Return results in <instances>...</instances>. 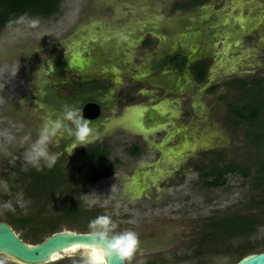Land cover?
<instances>
[{"label":"rangeland","instance_id":"1","mask_svg":"<svg viewBox=\"0 0 264 264\" xmlns=\"http://www.w3.org/2000/svg\"><path fill=\"white\" fill-rule=\"evenodd\" d=\"M188 1L62 0L58 12L51 17H28L20 25L2 30L0 221L8 223L10 216L21 219L36 213H41V217H55L64 204L75 200L78 201L80 210L76 215L65 219L59 230L89 232L88 224L91 220L101 215L111 217L117 224V231L131 230L139 238L137 252L130 262L125 261L124 264H230L231 258L224 253L213 254L206 250L208 253L198 255L195 252L198 237L204 231L206 222L246 206L249 197L255 194L249 179L239 174H228L222 185L208 187L202 184L198 173L189 164L179 168L177 172H168L165 180L158 182L159 187H165H161L156 194L151 189L147 193V199L139 193L137 197L127 198L126 191H122L116 176H108L74 196L58 195L48 203L27 198L18 182L28 169L34 168L24 160V153L38 137L47 114H44L43 109H36L27 99L23 101L20 99L21 95L17 94L34 92L37 89L36 82L39 87L42 85L46 89L43 82L47 71L57 73L49 79L50 84L81 76V73L89 74L87 77H90L89 71L98 68L96 65L83 68L82 72H75L67 67L68 57L72 55L68 50L69 38L77 40L81 35L76 34L78 31L93 26L97 21H102L109 28L112 23L118 21L119 24L124 17L130 16L144 18L143 21L150 23L151 31L161 34L163 54L172 46L185 47L193 43L199 46V58L208 64L206 78L209 84L212 82L213 88H207L208 84L204 81L193 83L188 89L190 99L194 101V113L197 115L195 119L198 123L191 125L188 132L184 131V135L187 133L186 138L192 137L193 142L191 153L188 151L183 160H189L188 157L192 156L195 161H190L199 166L251 164L256 147L248 139H244L245 126L233 127L228 115L229 104H236L242 91L236 85L227 84L235 80H264V0H206L205 3L190 8L174 9L175 5ZM34 20L38 21L35 26L31 23ZM27 48H32V51L13 55L15 52L19 53L17 51H26ZM159 79L163 77H158L157 80ZM50 90L49 88L48 91ZM59 92L61 96L67 93L64 89H59ZM34 94L31 95L33 98L38 96L37 92ZM158 95L163 98L161 92ZM9 98L15 101L14 107L10 105ZM172 99L173 97L168 98L169 101ZM182 100L177 98V101ZM171 105L172 112L183 111L178 104ZM185 105L187 115L176 122L188 127L187 121L192 111L186 103ZM59 116L61 114L57 112L52 117L47 115L48 120H55ZM262 120L264 124V119ZM200 122L209 130H202ZM184 135L182 132L177 134L170 143L180 142ZM58 137L49 145V152L57 154L56 162L64 166L65 152H61L55 145V141H60ZM117 144L114 145L111 156L122 159L124 149L119 142ZM257 147L264 156V139ZM182 151L183 148H179V152ZM180 155L183 156L184 153ZM40 167L46 168L43 160ZM181 170L184 174H181ZM139 182L141 186L148 185L145 180ZM33 220L35 221L34 218ZM40 227L41 225L28 223L14 230L25 242L37 243L47 236L37 235L39 240L36 241L31 238V230ZM263 236L264 225L257 227L248 241L255 243ZM205 249L207 248L202 250ZM85 254L81 250L69 254L72 255L70 258L47 264H84ZM5 264L19 263L7 259Z\"/></svg>","mask_w":264,"mask_h":264},{"label":"flooded vegetation","instance_id":"2","mask_svg":"<svg viewBox=\"0 0 264 264\" xmlns=\"http://www.w3.org/2000/svg\"><path fill=\"white\" fill-rule=\"evenodd\" d=\"M28 17L32 16L12 22L4 30L20 25L21 21ZM143 20L144 18L138 19L135 16L124 17L119 24L116 21L109 28L102 21H97L93 26L78 31L76 34L81 35L77 40L72 38L68 40V50L72 53L68 57V63L76 62L77 59L84 61L81 68L74 69L75 72L79 70L82 72L83 68L96 65L98 68L89 71L90 77H87L89 74L81 73V76L50 84L49 79L57 73L47 71L44 74L46 80L43 82L46 89H43L42 85L39 87L36 82L37 89L34 92H37V97L33 98L31 95L34 92L31 91L22 93L23 96L21 92L17 94L21 95L22 98H19L23 101L27 99V102L33 104L36 109H43L44 114L49 117L56 112L62 114L66 106L79 109L85 119L90 121L93 129L92 138L87 144L75 146L73 137L64 132L58 135L60 141H55V145L61 152H65V169L69 163H72L74 168L88 164L89 175L94 178L91 185L105 177L116 176L120 188L126 191L125 196L129 199L139 194L147 199L149 198L147 193L151 189L156 194L161 187H165H159L158 182L165 180L171 170L177 172L179 168L187 167L189 164L191 169H194L196 165L193 164L194 157L190 156L189 160H183L188 151L191 153L193 142L192 137L186 138L187 133L184 135V131L188 132V128L195 122L198 123L195 119L197 115L194 113V101L190 99L188 89L193 83L204 81L208 84L207 88H213L212 82L209 84L206 78L208 64L199 58L198 53L192 55L193 61L186 67L187 59L184 54L191 53L190 47L193 43L185 47L172 46L163 54L164 43L161 41L163 37L160 33L151 31L150 23ZM117 34H123L127 40L120 41L114 38ZM30 51L32 48L30 50L27 48L26 51H17L19 53L15 52L13 55H23ZM199 64L206 66L202 80L197 78L196 67ZM24 74L26 75V72ZM33 77H36L35 73ZM158 77L163 79L157 80ZM47 88L51 90L48 91ZM59 89H64L67 93L61 96L58 94ZM160 92L163 98L158 95ZM169 97H173L172 101L168 100ZM182 97L187 99L182 100ZM177 98L182 101H177ZM188 99L190 100L186 102ZM8 100L11 106L15 104L11 98ZM171 103L178 104L183 111L172 112ZM185 103L192 111L191 118L188 117V127L176 122L180 117L187 115L184 111ZM47 115L45 121L48 120ZM203 125L201 123L202 130L207 131L208 128L205 129V124ZM181 132L184 138L182 137L178 143L171 144L170 140ZM117 142L124 149L122 159L111 156ZM179 148L180 150L183 148V151L179 152ZM103 152L106 153L104 156ZM179 153L184 155L181 156ZM92 155L95 161L85 162V159H90ZM141 162H144V167L140 166ZM181 172L184 174L183 170ZM139 180H145L148 185L141 186ZM69 254L73 253L59 256L53 262L70 258L72 255Z\"/></svg>","mask_w":264,"mask_h":264},{"label":"trees","instance_id":"3","mask_svg":"<svg viewBox=\"0 0 264 264\" xmlns=\"http://www.w3.org/2000/svg\"><path fill=\"white\" fill-rule=\"evenodd\" d=\"M62 0H0V31L9 26L12 22L27 16H52L58 12ZM206 0H189L187 3L175 5L174 9L181 10L196 6ZM205 65L199 64L196 67L197 78L202 80L205 74ZM236 85L240 88L241 94L236 104H229L228 115L231 118V125L238 127L245 126L243 137L248 139L253 147H256L254 159L249 165L229 163L223 166L218 165H194L195 171L202 184L208 187H216L224 183V177L228 174H239L248 178L250 186L255 191L247 200V205L232 211L231 213L206 222L204 231L198 237L196 254H206V250L213 254L224 253L228 255L230 264L235 263L241 257L264 251V236L260 241L251 243L248 241L255 229L264 225V156L259 153L257 147L264 139V80L251 79L250 81L235 80L227 84ZM106 153H102L104 156ZM94 155L90 159L94 160ZM89 165L86 163L80 167H73L69 163L61 166L59 162L51 168H31L19 179V184L24 195L32 200L45 203L53 200L58 195L67 194L74 196L84 191L94 181L89 175ZM14 169H11L13 171ZM6 177V176H5ZM78 201H71L64 204L59 215L55 217L44 216L41 213L31 214L21 219L8 217V224L13 229L22 228L24 224L41 225L32 229L31 238L39 240L37 235L51 234L58 231L65 219L76 215L79 209ZM35 219V221L33 220ZM84 232V231H81ZM41 241V240H40ZM38 241V242H40ZM202 247V248H201ZM204 247L207 249L202 250ZM210 248V249H208Z\"/></svg>","mask_w":264,"mask_h":264},{"label":"clouds","instance_id":"4","mask_svg":"<svg viewBox=\"0 0 264 264\" xmlns=\"http://www.w3.org/2000/svg\"><path fill=\"white\" fill-rule=\"evenodd\" d=\"M31 23L35 26L38 21L34 20ZM114 38L120 41L127 40L123 34H117ZM61 132L73 137L75 146H77L89 142L93 129L90 126V121L85 119L79 109L66 106L61 116L43 123L38 137L24 153V160L37 171L42 170L40 167L42 160L46 167H53L58 156L49 152V145ZM140 166L144 167V162H141ZM88 228L87 235L92 247L84 249L86 253L84 264H106V261L113 256L123 264L125 261L130 262L138 250V235L131 230L117 231V224L107 215H101L91 220ZM6 260L7 254L0 256V264H5Z\"/></svg>","mask_w":264,"mask_h":264},{"label":"water","instance_id":"5","mask_svg":"<svg viewBox=\"0 0 264 264\" xmlns=\"http://www.w3.org/2000/svg\"><path fill=\"white\" fill-rule=\"evenodd\" d=\"M190 51V54H184L187 59L186 67L192 63V55L199 52V46L193 44ZM83 63V60L77 59L76 62L70 61L67 67L73 70L81 68ZM184 78L187 79V76L184 75ZM87 234L88 232L62 229L52 232L40 242L27 243L19 237L11 225L0 221V256L7 254L8 260L19 264L50 263L57 260L59 256L92 247ZM106 264H122V262L113 256L106 261ZM233 264H264V251L249 253Z\"/></svg>","mask_w":264,"mask_h":264}]
</instances>
